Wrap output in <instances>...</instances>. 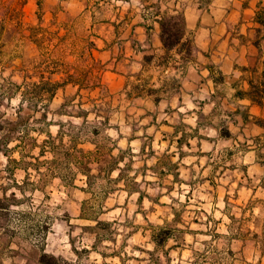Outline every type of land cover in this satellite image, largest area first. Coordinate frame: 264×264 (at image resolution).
Returning <instances> with one entry per match:
<instances>
[{
  "label": "rangeland",
  "instance_id": "1",
  "mask_svg": "<svg viewBox=\"0 0 264 264\" xmlns=\"http://www.w3.org/2000/svg\"><path fill=\"white\" fill-rule=\"evenodd\" d=\"M116 6L112 0H0V264H40V256H54L49 264H152L156 256H168L163 264H242L232 256H264V190L252 168L254 177L240 182L239 148L225 151V139L202 130V138L183 149L178 179L161 171L163 162L177 160L162 153L170 137L153 134V126L145 131L149 118L139 120L144 110L135 74L128 73L123 90L109 74L112 60L100 54L104 46L117 50L116 40L126 44L96 35ZM145 72L149 84L164 75L151 67ZM45 81L59 84L50 100ZM77 84L92 88L78 92ZM83 110L90 111L82 128ZM59 121L69 151L73 137L77 148H93L81 143L90 138L85 132L93 121L100 130L104 153L91 165L88 184L80 173L69 180L73 169L66 168L61 149L55 157L48 151L38 156L46 132L56 136ZM107 139L116 142L112 154L123 157L118 166L127 165L124 181H113L117 170L107 178L100 169L109 159ZM151 142L161 162L155 168ZM224 156L232 168L221 162ZM66 174L64 181L60 175ZM132 178L144 192L140 202ZM161 225L173 228L174 237L152 252L150 233Z\"/></svg>",
  "mask_w": 264,
  "mask_h": 264
},
{
  "label": "crops",
  "instance_id": "2",
  "mask_svg": "<svg viewBox=\"0 0 264 264\" xmlns=\"http://www.w3.org/2000/svg\"><path fill=\"white\" fill-rule=\"evenodd\" d=\"M112 2L117 6L104 18L103 33L96 35L124 38L126 44L121 41L118 46L116 40L117 50L104 46L100 54L112 60L109 74L121 82L123 90L129 85L128 73L135 74V96L142 99L144 110L139 120L149 118L143 126L145 131L153 126V134L161 132L170 137L162 153H170L177 160L170 159L172 166L165 165L161 171L177 180L176 166L184 157L183 149L191 147V139L202 138V130L209 129L225 139V151L236 147L244 155L240 182L254 177L248 174L252 168L264 190V0ZM171 15L184 19L181 42L190 46L189 53L180 45L170 50L162 46L158 22ZM150 67L164 74L152 77V84L149 76L143 79ZM161 105L165 106L162 112ZM160 114L163 116L158 121ZM174 114L179 120L168 122L167 117ZM222 129L229 135H223ZM183 132L188 136L180 146L176 139ZM148 148L155 159L153 165L161 163L160 156H154L158 152L152 142ZM139 149V153L145 151L143 145ZM221 162L231 165L226 156ZM232 261L264 264V256H232Z\"/></svg>",
  "mask_w": 264,
  "mask_h": 264
},
{
  "label": "trees",
  "instance_id": "3",
  "mask_svg": "<svg viewBox=\"0 0 264 264\" xmlns=\"http://www.w3.org/2000/svg\"><path fill=\"white\" fill-rule=\"evenodd\" d=\"M158 23H159V28H160V40H161V43L164 49L170 50L174 48L175 46L180 45V48H184L186 53H189L190 46L186 42H181V39L183 36V28H184V19L181 15H171V16L161 17ZM58 85H59L58 83H50L48 81H45L41 84V86H44L45 88V90L43 91L47 93L48 100H50L53 97ZM77 85H78L77 86L78 92H80L85 87H88L86 85H81V84H77ZM88 88H92V86H89ZM79 97H80L79 105H81L82 95H79ZM66 103L67 101L62 102L60 105V109H62ZM45 105L47 106V103ZM19 107L21 108V103ZM89 111L90 110H83L81 114L78 115L79 117L82 118V122H81L82 128L85 127V125L87 124V117L89 115ZM45 116H46V113L44 112L43 117ZM17 119L14 121L6 120V123L9 122L11 124H17L18 122ZM107 121H108V116H105L102 122L105 124L107 123ZM56 125L58 126V131H57L56 136H52L49 132H46L47 137L42 142L41 148L38 152V156H42L48 151L51 154H53V156L55 157L58 149H61L60 154H63L65 156L63 163L66 165V168L71 169V170L73 169V177H70L69 180L70 181L74 180V173H80L83 176H85L86 183L88 184L89 178H90L91 165L93 163H98L101 158L100 156L104 153L103 149L105 148V146L104 144L99 143L100 130L96 127V123L93 121L91 124V128L86 130L85 132L90 138H87V139L85 138L81 142V143H90L93 145V148L87 149V150H84L81 147L77 148L78 144L76 143V137H73L70 140V142H73V145H71V148H70L71 151H69L67 148L64 147L65 145L62 140V130H61L63 126L62 121L57 122ZM3 127H4L3 124H0V133L3 131ZM222 134L225 136H228L229 132L227 129H222ZM171 135L175 136L176 134L173 132L171 133ZM187 136H188L187 133L183 132L176 139L177 144L181 146L182 143H184V141L187 140ZM8 137H9L8 135L4 134L3 138L5 140L4 141L5 143L7 142V140H9ZM107 140L111 141V139H107ZM111 142H112V145L111 147L108 148L109 153L107 154L108 155L107 157L111 159V162L109 159H106L105 164L100 169L105 175V177L107 178L114 170H117L118 175L113 179V181H124L122 178V171L124 170V166L126 167L127 165L125 164L123 168L118 166L119 162L123 161V157L121 154H117L115 156L112 154V146L115 145L116 142L114 140ZM3 151L6 152L7 150L4 149ZM149 153H151V151ZM54 160L55 159L53 158L50 161V163L54 162ZM163 163L166 166H172L170 159L166 160ZM157 164H160V163L156 162L155 165H152L151 167L155 168ZM161 169H164V168L161 167ZM176 175H175V178H176ZM60 177L62 180L66 181L68 175L67 174L60 175ZM134 180L135 178H132L133 184L135 185L134 189L138 193L137 201L140 202L143 198L144 192H142L138 188V184ZM125 189L128 192H130L128 188H125ZM100 223L102 222L96 220V224H100ZM172 230L173 228H168L166 225H161V226H156L155 230L151 231L150 240L154 247L152 252L157 251L159 248H163L166 245L167 241L170 238L174 237L172 234ZM164 259L166 261L169 260L168 256L167 258H164ZM164 259H162L159 256H156L154 259L151 260V263L152 264H163L164 262H166ZM54 260H56L54 256H40L39 263L49 264L50 261H54Z\"/></svg>",
  "mask_w": 264,
  "mask_h": 264
}]
</instances>
